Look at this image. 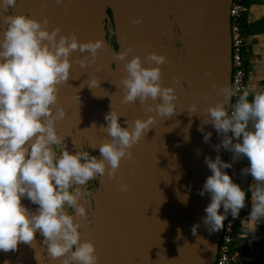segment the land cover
Here are the masks:
<instances>
[{
  "label": "water",
  "instance_id": "95a60500",
  "mask_svg": "<svg viewBox=\"0 0 264 264\" xmlns=\"http://www.w3.org/2000/svg\"><path fill=\"white\" fill-rule=\"evenodd\" d=\"M230 2L16 0L15 15L46 19L48 31L59 28V34H74L80 43L102 44L95 60L83 67L80 61L91 57L73 51L68 80L57 85V106L64 116L55 128L70 153L80 151L78 144L85 140L93 156L100 158L97 147L110 140L101 127L111 109L121 127L154 118L147 133L129 149L130 157L121 159L115 175L96 177V191L84 201L86 216L72 213L80 225V241L93 244L98 264H214L221 229L209 232L202 223L210 200L207 193H198L211 175L205 156L214 159L219 154L224 161V148L219 153L213 150L222 135L202 122L206 109L223 99L219 90L230 88ZM6 12L0 8L1 36ZM153 53L163 56L164 63L157 66L150 61ZM133 56L140 58L142 67H159L161 86L174 90L175 111L169 118L156 116L159 97L143 104L122 102L124 65ZM191 105L196 106L193 115L187 113ZM198 127L211 132L207 143ZM120 184L128 190L120 192ZM185 195L187 201L182 203ZM21 204L30 212L37 208L26 198ZM194 224L199 225L195 235ZM254 237L255 232L250 234L249 248ZM42 240L37 232L31 244L21 242L15 251H0V264H62L64 258H52Z\"/></svg>",
  "mask_w": 264,
  "mask_h": 264
},
{
  "label": "clouds",
  "instance_id": "9594fccd",
  "mask_svg": "<svg viewBox=\"0 0 264 264\" xmlns=\"http://www.w3.org/2000/svg\"><path fill=\"white\" fill-rule=\"evenodd\" d=\"M15 4L16 0H0L5 11ZM47 23L23 14L8 15L0 36V251H15L21 242L31 244L39 232L48 254L54 259L63 257L62 264H98L93 244L80 241V225L74 220V215L86 216L88 193L82 189L96 177L114 176L121 159L130 157L129 149L147 133L154 118L136 119L131 126L121 127L118 115L110 108L104 115L106 126L101 127L110 140L97 147L100 158L84 150L70 153L55 128V122L64 116L57 106V85L68 80V57L73 51L79 49L91 57L80 61L83 67L95 60L102 44L80 43L74 34H59V28L48 31ZM148 59L157 66L165 60L154 53ZM124 67L127 76L122 80V102L139 100L143 104L159 97L156 116L169 118L175 111L176 97L173 89L161 86L159 67H142L135 56ZM218 95L223 99L206 109L207 119L202 123H210L222 135L220 144L212 145L213 150L219 153L223 147L232 154V162L222 161L219 154L214 159L204 158L211 175L198 193H207L210 200L203 209L206 215L202 223L209 232L219 231L229 215L238 217L245 207L246 193H250V211L240 221L249 235L264 220V92L249 100V91L243 90L231 105L228 102L235 95L231 88H221ZM189 111L193 115L196 106H189ZM197 130L207 143L211 132L202 127ZM241 158L248 162L240 169L241 175L251 176L253 181L246 190L224 171ZM127 190L126 185H119L120 192ZM24 198L37 206L35 212L21 204ZM180 199L186 203L187 196ZM66 208L73 209L74 215ZM198 226H192L193 235Z\"/></svg>",
  "mask_w": 264,
  "mask_h": 264
},
{
  "label": "built area",
  "instance_id": "2783aa9c",
  "mask_svg": "<svg viewBox=\"0 0 264 264\" xmlns=\"http://www.w3.org/2000/svg\"><path fill=\"white\" fill-rule=\"evenodd\" d=\"M249 0H231L229 6V23H230V42H231V75L230 88L235 92V95L230 99L229 104H234L236 98L241 91L246 90V79L248 76L246 58L244 55V33L243 23L244 17L248 10ZM15 15V8L7 9L6 16ZM1 36V31H0ZM87 151L91 156L85 140L83 141L80 151ZM232 154L224 149V162L231 163ZM243 168L242 160L235 162L230 169H225V172L233 179V182L239 184L243 189H246V177L241 175L240 169ZM97 178L88 181L83 187L88 193L87 196L94 194L97 188ZM248 211L247 194L245 197V207L242 208L238 217L233 219L229 215L221 228L219 242L214 264H242V256L235 251V242L237 233L242 231L241 219L246 218Z\"/></svg>",
  "mask_w": 264,
  "mask_h": 264
},
{
  "label": "crops",
  "instance_id": "0c3cea01",
  "mask_svg": "<svg viewBox=\"0 0 264 264\" xmlns=\"http://www.w3.org/2000/svg\"><path fill=\"white\" fill-rule=\"evenodd\" d=\"M244 55L247 66L246 90L249 91L248 99L252 95L264 92V0H249L248 10L244 17ZM243 167L248 162L241 158ZM246 177V189L251 184V176ZM245 189V190H246ZM247 194L248 208L250 205V193ZM250 234L242 230L237 233L235 251L243 258L242 264H264V220H261L256 228L252 247L248 242Z\"/></svg>",
  "mask_w": 264,
  "mask_h": 264
},
{
  "label": "flooded vegetation",
  "instance_id": "af4514ba",
  "mask_svg": "<svg viewBox=\"0 0 264 264\" xmlns=\"http://www.w3.org/2000/svg\"><path fill=\"white\" fill-rule=\"evenodd\" d=\"M108 14H109V12H108ZM111 42L113 43L114 42V39L112 38L111 39ZM81 147H82V143H79L78 144V148L81 150ZM37 207V206H36ZM66 211H67V213L68 214H71L72 215V213H73V209H71V208H66Z\"/></svg>",
  "mask_w": 264,
  "mask_h": 264
},
{
  "label": "bare ground",
  "instance_id": "6f19581e",
  "mask_svg": "<svg viewBox=\"0 0 264 264\" xmlns=\"http://www.w3.org/2000/svg\"><path fill=\"white\" fill-rule=\"evenodd\" d=\"M1 31V30H0ZM17 262V264H18V261H16Z\"/></svg>",
  "mask_w": 264,
  "mask_h": 264
}]
</instances>
